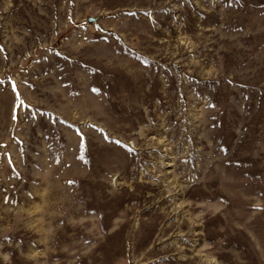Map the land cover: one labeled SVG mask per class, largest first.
Listing matches in <instances>:
<instances>
[{"label":"rangeland","instance_id":"obj_1","mask_svg":"<svg viewBox=\"0 0 264 264\" xmlns=\"http://www.w3.org/2000/svg\"><path fill=\"white\" fill-rule=\"evenodd\" d=\"M0 264H264V0H0Z\"/></svg>","mask_w":264,"mask_h":264}]
</instances>
